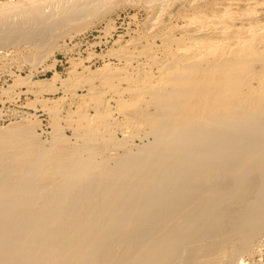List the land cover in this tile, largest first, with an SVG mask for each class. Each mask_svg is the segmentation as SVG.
Returning <instances> with one entry per match:
<instances>
[{
    "label": "bare ground",
    "instance_id": "bare-ground-1",
    "mask_svg": "<svg viewBox=\"0 0 264 264\" xmlns=\"http://www.w3.org/2000/svg\"><path fill=\"white\" fill-rule=\"evenodd\" d=\"M109 1L82 0L71 10L69 0L0 3V23L20 16L46 28L44 5L56 2L61 16L52 18L64 27ZM251 36L165 65L158 80L145 70L150 87L131 90L133 102L120 105L132 136L145 135L141 145L112 133L106 107L96 110L99 121L79 115L76 142L57 121L50 146L35 121L0 128V264H263L264 78L258 89L250 82L264 65V31ZM109 75L102 78L117 76ZM30 79L18 74L4 95L22 85L31 91ZM39 84V93L54 87ZM110 145L123 150L107 157Z\"/></svg>",
    "mask_w": 264,
    "mask_h": 264
},
{
    "label": "rangeland",
    "instance_id": "rangeland-1",
    "mask_svg": "<svg viewBox=\"0 0 264 264\" xmlns=\"http://www.w3.org/2000/svg\"><path fill=\"white\" fill-rule=\"evenodd\" d=\"M16 1L19 0H0V3H15ZM73 1L75 2L73 3ZM80 1L82 0L79 2L69 0V3L66 2V6L70 5L69 10H71L78 6L77 3H82ZM154 1V4H157L155 7H159L157 9L153 7V10L148 0L101 2L102 4L97 6L100 9L95 16L87 17L89 14L84 13L86 15L84 17L82 13L80 14L83 16H80L81 19H76L79 17L76 16V18H69L70 22L65 20L64 27L62 26L64 22H61L60 26L61 20L53 19L61 16V8L56 6L58 5L56 2H51L54 6H49L51 4L49 2L46 6L44 5L43 9L54 10L53 13L51 10L46 12L47 15L51 12L46 28L45 25L37 24L36 21H32L33 23L27 21L29 27L28 23L26 21L23 23L21 17L17 15L16 19L19 21H15V17V20L10 18L12 23L18 22L17 25L12 24L10 20L2 21L8 26L12 24L14 32L11 28L12 25L7 27L6 24L4 26L3 23L1 26L2 23H0V36L5 34L4 36L8 37L7 39L0 38V53L4 51L8 54L5 57L2 53L0 54V109L5 111V115L0 118V128L7 127L12 122L32 124L35 121V129L39 138L45 141L47 146H50L49 142L53 139L55 132L53 127L58 125L57 127L61 128L65 137L71 142H76L79 115L85 113L94 115L95 120L99 121L96 118V110L99 111L101 107L100 111H104L106 107L109 117L112 116V133L118 139L128 137L129 145L132 142L135 145H141L147 141L144 138L145 135L140 134L144 139L139 137L140 135L132 136L133 129L136 127L132 122L128 123L130 119L125 118L121 110L122 107L120 108L122 102L123 106L126 102L127 105L133 102L132 98L135 97L131 90L149 88L150 86L147 84L150 83V80L151 82L154 79L158 80V77L163 74L162 72L166 73L168 64L175 65L179 62L194 61V59L207 54L206 52L214 45H228V48L231 45L230 48H232L236 41L244 40L248 35L252 36L247 40L255 39V34L264 31V0ZM48 6L53 7L49 8ZM159 8L162 13L159 12ZM56 14L58 15L56 16ZM56 22L59 23V27L55 26L58 24ZM24 26L28 28L25 29ZM23 28L24 31H30L32 34L29 33L30 35L24 38L28 33H23L22 37L19 34L22 33L21 29ZM13 35H15L14 38H12ZM32 35L34 39L30 40ZM209 38L210 40H208ZM211 42L214 44L212 45ZM36 52L41 53L42 57ZM44 54L46 55L44 56ZM25 60L31 62H25ZM32 60L36 63L32 64ZM165 65L168 67L165 68ZM145 70L154 78L149 81L146 78L147 83L143 79ZM114 73L117 76L109 82L102 78L106 74ZM18 74L24 77L31 76L33 84L30 86L34 89L29 91L28 86H18L14 93L11 91L13 96L10 98L11 94L4 95L3 89H9ZM255 75L256 78L252 79L250 83L258 89L261 85L259 81L264 78V65L256 71ZM34 82L36 83L34 84ZM39 83L52 84L54 87L50 88V91L44 90L39 93L35 91L37 85H40ZM109 85L113 87L114 92L110 90L112 88ZM91 88L95 89L96 94H101L99 99L95 93H92L94 90ZM41 100L45 103L44 105ZM53 110L54 114H52ZM54 115L58 119L54 118ZM110 147L105 150L107 157L116 155L123 150L118 147L115 149L111 145ZM259 258L256 257L257 260ZM262 259L264 264V256Z\"/></svg>",
    "mask_w": 264,
    "mask_h": 264
}]
</instances>
